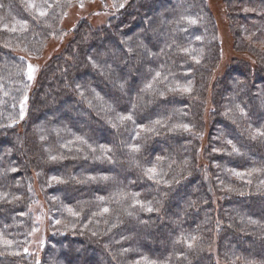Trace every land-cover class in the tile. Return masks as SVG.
<instances>
[{
	"label": "trees",
	"instance_id": "1",
	"mask_svg": "<svg viewBox=\"0 0 264 264\" xmlns=\"http://www.w3.org/2000/svg\"><path fill=\"white\" fill-rule=\"evenodd\" d=\"M90 3L0 0V264H264V0L218 77L207 0Z\"/></svg>",
	"mask_w": 264,
	"mask_h": 264
},
{
	"label": "rangeland",
	"instance_id": "2",
	"mask_svg": "<svg viewBox=\"0 0 264 264\" xmlns=\"http://www.w3.org/2000/svg\"><path fill=\"white\" fill-rule=\"evenodd\" d=\"M210 4L211 10L217 20L218 36L222 45L223 56L220 65L214 71V77L222 76L233 57H243L248 59L247 54L240 53L234 49L233 34L231 33L230 23L226 11L223 6L224 0H207ZM112 0H92V3L73 7L67 14L64 20V26L73 27L77 18L87 17L96 26L103 25L109 17L108 10L104 9L106 6L111 7ZM153 7V6H152ZM156 12L161 10L162 5L156 4ZM223 7V9H222ZM208 118V116H207ZM208 130V127H207ZM210 130H208L209 133Z\"/></svg>",
	"mask_w": 264,
	"mask_h": 264
},
{
	"label": "snow or ice",
	"instance_id": "3",
	"mask_svg": "<svg viewBox=\"0 0 264 264\" xmlns=\"http://www.w3.org/2000/svg\"><path fill=\"white\" fill-rule=\"evenodd\" d=\"M80 6L83 7L82 4H81ZM121 7H122V5H121ZM40 15H41V16H44V15H46V13H45V12H40ZM192 23H195V21H192ZM197 62H198V61H197ZM35 71H36V68H35L33 65L29 64V65L27 66V73H26V75H27V79H28V80H32V79H34V73H35ZM156 75H157V77H159L160 74L157 73ZM121 87H123V86L121 85ZM151 87H152V85H148V86H147L148 89H150ZM175 90H177V89H170V91H175ZM182 90H183L184 92H186V93H190V92H191V85H190V82H189V84H188L187 86L183 87ZM161 94H162V93H161ZM26 101H27V96L25 95L23 101L21 102V119L23 118V115H24V105H25ZM131 118H132V117L129 115V116H127V117H121L120 119H121V120H124V119L131 120ZM156 123H157V124H160L161 122H160L159 120H157ZM183 127H184L185 129L188 128L187 125H184ZM149 131H151V129H149ZM77 139H78V140H81L82 143H86V141H83L82 138H80V137H77ZM229 143H231V141H229ZM133 150H134V151H139L138 148H134ZM234 150H235V149H234ZM49 158H50L51 160L55 161V160H57V159H60L61 157L50 156ZM13 171H15V169H13ZM146 174L148 175V178H149V179H157V176H158V174H157V170H156L155 167H152V168L147 169ZM52 179L55 180V179H57V178H56V177H53ZM90 179H95V178H90ZM104 179H107V177H104ZM164 183H168V182H167V181H164ZM100 199L103 200V197H101ZM147 210H148L149 212H151L153 209H152L151 207H149ZM68 211L71 212L73 215H79V213H77V212H73L72 209H68ZM107 212H109V209H108V208H103V209H102V213H100V214L107 213ZM129 215H131V213H129ZM57 223H59V221H57ZM189 246H191V245H189ZM25 251H27V250L25 249Z\"/></svg>",
	"mask_w": 264,
	"mask_h": 264
}]
</instances>
